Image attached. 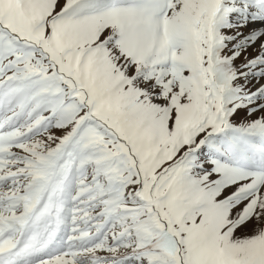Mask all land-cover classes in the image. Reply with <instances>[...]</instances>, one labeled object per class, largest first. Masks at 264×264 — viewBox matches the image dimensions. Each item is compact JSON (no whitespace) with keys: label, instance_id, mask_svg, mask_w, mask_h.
Listing matches in <instances>:
<instances>
[{"label":"snow or ice","instance_id":"snow-or-ice-1","mask_svg":"<svg viewBox=\"0 0 264 264\" xmlns=\"http://www.w3.org/2000/svg\"><path fill=\"white\" fill-rule=\"evenodd\" d=\"M0 264H264V0H0Z\"/></svg>","mask_w":264,"mask_h":264}]
</instances>
